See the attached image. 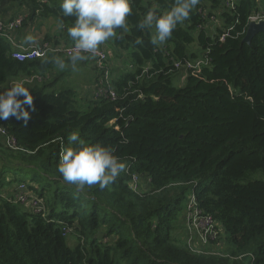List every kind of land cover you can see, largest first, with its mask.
<instances>
[{"label": "trees", "instance_id": "16d2710c", "mask_svg": "<svg viewBox=\"0 0 264 264\" xmlns=\"http://www.w3.org/2000/svg\"><path fill=\"white\" fill-rule=\"evenodd\" d=\"M172 3L132 0L129 31L118 38L117 30L106 42L111 50L103 44L108 62L118 57L127 65L108 79L116 97L93 91L85 109L75 89L56 88L50 61L58 56L20 60L0 36V90L40 76L30 83L36 111L27 126L14 117L0 121L23 148H9L0 136V264H264V179L241 182L264 171V31L244 41L264 0H235L233 8L199 0L164 44L153 45L154 28L142 32L137 22L149 8L164 12ZM21 4L29 11L21 26L54 17L65 25L54 44L74 43L66 28L75 17L60 13L59 0ZM204 56L207 64L185 70L186 84L176 86L181 70L174 62ZM73 132L126 163L115 182L79 190L63 180L59 156L75 146L68 140ZM13 181L25 183L43 209L9 196L5 186ZM192 191L226 234L219 250H193L181 236ZM65 226L76 234L75 245Z\"/></svg>", "mask_w": 264, "mask_h": 264}, {"label": "clouds", "instance_id": "9594fccd", "mask_svg": "<svg viewBox=\"0 0 264 264\" xmlns=\"http://www.w3.org/2000/svg\"><path fill=\"white\" fill-rule=\"evenodd\" d=\"M199 0H173L167 11L159 12L149 8L138 20L137 26L143 32L154 28L151 35L153 45L164 44L178 25L189 19L190 13ZM132 0H60V13L63 16H74L75 22L66 28L68 37L74 42L68 60L73 66L95 55L100 46L117 38V30L123 38L129 31L128 17L132 14ZM61 29L65 28L63 23ZM37 43L36 36L27 34L24 44ZM137 44L142 43L140 39ZM60 69L65 61L56 57L50 61ZM30 81L16 79L0 90V121L14 117L27 126L31 113L36 111ZM70 145L61 151L58 171L63 180L77 189L98 185L101 190L116 181L121 172L126 170V163L114 155V150L102 144H85L77 132L68 136Z\"/></svg>", "mask_w": 264, "mask_h": 264}, {"label": "built area", "instance_id": "2783aa9c", "mask_svg": "<svg viewBox=\"0 0 264 264\" xmlns=\"http://www.w3.org/2000/svg\"><path fill=\"white\" fill-rule=\"evenodd\" d=\"M224 5L226 8H233L235 5V0H224ZM24 16L18 15L13 19H10L8 21L4 20L2 17H0V36L4 38L6 41H8L11 46L15 49V52L13 53V56L20 59H35V58H45L51 54H54L56 56H69V53L71 49L73 48V44H66L61 43L60 45L54 44L53 41H37L35 45L23 47L22 45H19L16 42V39L13 35V32L19 28L23 23ZM264 20V9L263 12L257 13L256 15H253L249 19L250 22L259 23L260 21ZM227 33L223 34L221 36V40H223L226 37ZM110 54L105 46H100V50L95 55L89 56V61H91L93 67L95 68L96 72V78L98 80L97 84H95L96 88L95 96L98 98L105 97V98H112L115 99L116 92L111 85L110 79V71L106 66V63L109 60ZM208 60L207 57L204 56L202 58H199L195 61L187 60L186 62L181 61H175L174 66L178 70L180 69L181 72H185V70H190L191 68L199 69L202 67V65L207 64ZM108 85H106V83ZM0 136L3 138L5 144L13 149V150H20L23 149L19 144L17 143L16 139L10 135L7 131V129L3 126H0ZM61 154V153H60ZM134 187L138 189L137 187V177H134ZM9 196L15 197L17 201H19L21 204H29L31 203L34 208L37 209V211H40L43 209L41 205V200L39 198L35 197H28L27 190H26V184L21 183L17 190H13ZM187 210L190 211L191 217H190V226H193L195 228H199L198 234L201 238L202 243L206 244L207 242L214 240L218 237L217 233L220 234L222 228L221 226L215 221V219L208 214H205L203 210L198 206V203L196 202V196L194 191H192L191 197L187 203ZM65 234H68L71 232V228L65 226L64 227ZM217 235V236H216ZM189 245V244H187ZM190 247H193L189 245ZM195 249H199V247H194ZM202 250V249H199Z\"/></svg>", "mask_w": 264, "mask_h": 264}, {"label": "rangeland", "instance_id": "374dc122", "mask_svg": "<svg viewBox=\"0 0 264 264\" xmlns=\"http://www.w3.org/2000/svg\"><path fill=\"white\" fill-rule=\"evenodd\" d=\"M26 3L28 0H15V2ZM60 1V0H59ZM22 5V4H21ZM106 47L111 50L112 46L106 43ZM65 61V67L60 69L58 66L55 68V78H56V88H72L75 89L78 94V106L80 109H85L87 107V102L93 99V91L95 86H91L90 82L87 81L88 70L91 67L92 63L89 61L87 64H84L83 61L77 62L75 66L72 65L70 61L67 60L68 57L60 55L58 56ZM89 59V58H88ZM86 59V60H88ZM91 63V64H89ZM123 63V58L114 57L113 60H110L106 63L107 68L110 71V75L112 73V69L115 73L122 72L127 68V65ZM93 66V65H92ZM114 74H112L113 76ZM180 75V74H179ZM176 76L175 85L178 87H182L186 84L185 77L181 80L180 76ZM57 76H60L59 78ZM91 103V102H90ZM11 179V177H9ZM256 179H264V171L258 170L255 172H251L248 177L241 180L242 183H246L251 180ZM21 183L19 181H13L8 183L5 188H11V190H17L18 186ZM27 190V189H26ZM191 195H188L190 199ZM190 211L187 210V207L183 210L182 215V229L180 231L182 238L185 242L193 247H189L193 250H199L204 248H212L214 250H219V248L224 247L226 244V234L224 232L217 233L218 237L214 240L207 242L206 244L202 243L201 238L198 234L199 228H195L190 226ZM216 235V236H217ZM225 238V240H224ZM68 241L71 245H75L77 243L76 234L71 231L68 237ZM194 247H199V249H195Z\"/></svg>", "mask_w": 264, "mask_h": 264}, {"label": "crops", "instance_id": "0c3cea01", "mask_svg": "<svg viewBox=\"0 0 264 264\" xmlns=\"http://www.w3.org/2000/svg\"><path fill=\"white\" fill-rule=\"evenodd\" d=\"M42 1H46V0H42ZM28 12L29 11L26 8V6L21 5V2L18 1L15 2V0H0V17H2L6 21L13 19L22 13L27 15ZM60 32H61L60 24L54 17L36 16L35 18L28 19L24 24V26L17 28L13 32V35L17 43L24 44V37L27 34H32L36 36L37 41H42V40L46 41L45 38L47 35H49L52 36V41H53L55 40L54 38L57 37V35H59ZM88 62L89 60L83 61L84 64H87ZM183 73L184 72H181L179 75L181 80L184 78ZM39 78L40 76H35V77L24 76L19 79H25L30 81V83H33L35 80H40ZM95 79H96V72L93 66L91 65V67L88 70L87 81L90 82V85L92 84L91 86H94ZM31 85L32 84H29L27 86L30 87Z\"/></svg>", "mask_w": 264, "mask_h": 264}, {"label": "water", "instance_id": "95a60500", "mask_svg": "<svg viewBox=\"0 0 264 264\" xmlns=\"http://www.w3.org/2000/svg\"><path fill=\"white\" fill-rule=\"evenodd\" d=\"M260 31H264V20L260 21L259 23L250 22V24L247 27L244 41L249 43L252 37Z\"/></svg>", "mask_w": 264, "mask_h": 264}]
</instances>
